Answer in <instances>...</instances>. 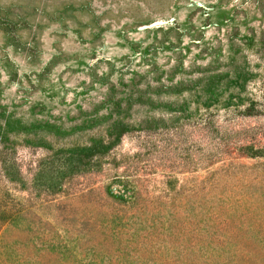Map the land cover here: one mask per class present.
I'll return each mask as SVG.
<instances>
[{"label":"rangeland","instance_id":"rangeland-1","mask_svg":"<svg viewBox=\"0 0 264 264\" xmlns=\"http://www.w3.org/2000/svg\"><path fill=\"white\" fill-rule=\"evenodd\" d=\"M0 264H264V0H0Z\"/></svg>","mask_w":264,"mask_h":264}]
</instances>
